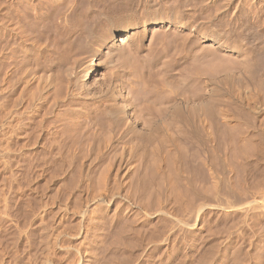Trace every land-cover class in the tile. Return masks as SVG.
Segmentation results:
<instances>
[{"label": "rangeland", "instance_id": "374dc122", "mask_svg": "<svg viewBox=\"0 0 264 264\" xmlns=\"http://www.w3.org/2000/svg\"><path fill=\"white\" fill-rule=\"evenodd\" d=\"M6 1H7V4H6ZM43 1H44L43 3L45 4V6L44 5H43L44 7L42 6L44 11L42 9L41 12L43 11L42 13H44L46 11L45 13L48 17L44 14V19L47 18V20L48 19L51 20V21L49 20L50 24H47L49 22H47V20L45 19L43 22H46V23H43V24H46L47 27L45 25H44V27L47 29L50 28L51 31L54 28L51 25H54V24H56L54 29H56V27H58L60 25L58 28H61V29L63 28V31H64L66 26H63V25H65L69 21L70 23H68L66 25H69V24L71 25V22L75 23L74 25H76V28L78 26L81 27V25H82L81 28L83 29L84 32L87 31V33L90 32L93 35V34H96L97 31H99L101 28L105 27L107 23H110V22L111 23L112 22L117 23L119 20H121L126 15L132 16V17L134 16L133 18L136 19L137 16L142 14L148 8H150V9H148L150 11L152 8L151 12L154 11L153 12L154 14H155V11L158 12L157 10H159V12H163V11L165 12L166 10L168 12L172 11V10H173V12H175L178 10L177 12H180V14H181V12H183L182 13L183 15L196 16L198 18V20L201 21L202 27H204L203 25L207 24L209 27L211 26V27H214L215 29L219 27L218 29L221 30L220 28L224 29V27L226 25L225 22H227V25L230 28H228L226 25L227 29H229V30H227V29L222 30L224 32L225 36L227 35L225 30H227V33H228L227 38L229 40L231 38H233V39L236 38L235 41H238L237 43L238 44L240 43V45L242 47H244L246 52L249 50L247 53V57L249 59L247 58L246 62H248L249 68L251 66V68H250L251 70L253 68L252 71H255V72L258 71V73H260L259 70H261V73H264V64H263L264 63L263 62L264 61V54H263L264 53V42H263L264 38H261V37H264V35H263L264 34V21H263L264 20V8L262 7V9L261 8L257 9L254 7L256 9L255 10L253 8V6H254L253 2H251L250 0H248V1L245 0V1H247L249 10L252 9V10H250V13L251 12L252 13L250 14L248 12L249 16L247 15L246 18L244 17L245 15L242 16L241 18H245V19H240L242 21H240V20L235 21V19L233 17L232 18L234 20L232 18L226 17L228 19L225 18V21H224V19L218 21L219 19L217 20L216 17L214 18V16H216L217 13H216V15H213V13L216 12L219 8L224 7L225 2L223 3L220 1H226V0H206L207 3H205L206 1L203 2L204 0H177V2H176V0H174V1L173 0H121V1L120 0H96V1H94V0H75V1L72 0V1H70L69 0L70 3L69 2L68 3H69V5L71 4L70 5L71 7L68 4H66L68 7L64 6L65 10L63 8L62 9L60 8V10H63V13H62V11H60V14H59V11L57 13L54 12L52 14L53 17H52V15L50 16L47 14L48 9H47L46 3L48 0H46V1L43 0ZM10 2H11V0L10 1L9 0H0V16H1L0 17L1 18L0 24H2L4 22L3 25H0V90H1L0 91V117H1L0 118V139H1L0 140V264H86V263L87 264H264V139H263V137H264V133H263L264 132V115L261 114L260 117L255 118L257 120H254V118L251 119L252 122H251V120L250 121L245 120V122L243 120H241L240 122H238L242 128V131L238 134L242 135V133L245 132L246 138H248V136H251V139L248 138V139L242 140V139H240L242 137L239 138V136H236V135L234 136L233 134H232L233 137L231 134H229L232 137V139L227 138L229 136L227 134L224 136H223V134H221V136L218 135L217 138L219 137L222 141H220V139L216 140L214 150L205 151L206 149L205 150H203V149L206 146L201 147L202 151L203 152L205 151V152L202 154V151L200 150L201 151L199 153V157L201 155V157H200L201 159H199L200 161L198 159H196V161L198 160V162L196 163L194 161L193 162L194 165L192 164L190 166L183 165V167H182L179 165L178 166L175 165L173 167L174 168L173 171H175L176 174H175V172L169 171V170H172L173 168L169 169L167 174L170 173L173 175V176L171 175V177H170L171 182H172L170 184L169 183L162 184L163 183L162 181H161V183H158L160 176L158 177L159 174L157 172H159V171L161 172L162 170H164L162 167L159 168L161 170H158V168H156V169L155 168H153V169L148 168V171H147V169H143L145 172L143 170L141 171V173L144 172V174L142 173V175H140L144 178V181H143V178H141L139 176L140 182L138 181V188L140 189L139 193H141V190L144 191V193L142 192L143 193V200L142 201H145L143 203H148L147 201H151V202L153 201L152 206L155 208L158 205V202L160 201L159 205L161 204V207L165 206L166 208H168L167 209L168 212H170V214L167 212L168 215H164L165 218L160 215V216H155V217L149 219L147 217V215H148L149 210L152 207V206H150L151 204H148L147 208H145L146 207V205H145L143 210H145V209L146 210L145 211L142 210L143 212L142 211L139 212L140 210L139 211L137 210L134 213L132 211L129 212L128 209L126 210V208L124 207L125 204H123L120 201L121 199L119 197H117V198L115 197L114 199L109 200V199H106L107 195H104V196H102L103 201H98V200L91 201L93 204L92 205L91 202L88 201L89 197L91 196L90 192H92V191H90L91 189H89V185H90L89 181L90 180L87 178V175L90 173L89 176L94 177L96 175V177H97L99 168L96 167V169H93V168H88L85 166V162H86L85 160H86V158L89 157L87 155V151L84 148L82 150L83 152L79 151L77 145H74L72 143L73 139H71V137L68 136V134L66 136L65 132H63L64 127H63V125L60 124L61 123L59 121L60 118L58 117V113H62V112H60L58 110H57L58 111L57 112L55 109H52V107L50 108L49 107L50 105H47V103H45L44 100L40 101V103H41L40 104L38 101H33L30 99L31 98L30 93L32 91V88L33 89L36 88L35 86H32V87L29 86L30 83H32L31 77H28V79H27V77H22V75L20 76L19 73L15 74L14 73L15 70H14V72H12L13 69H15V65L20 60L19 58H20L21 52H24V50L27 47H28L27 49H30V50L33 48L31 51H34L37 47H35V49H34V47H32V46H34V43L32 45V42L29 39H27V40H28V42L30 41L31 44H29L28 42L27 43L24 42L26 39L23 38L24 40H22L20 36L18 39L16 32L15 33L12 32V30L13 31L17 30L15 28L16 27L15 24L18 25V23L16 22L17 21L16 20L17 16L15 15L16 13H14L15 11L11 8L13 6V4L11 2V4H12L11 5ZM72 2H74V3H72ZM93 3L94 4L97 3V4L94 5ZM60 4H59V6H57V9L59 7H61ZM63 4L65 5V2ZM76 4H78V5H76ZM207 4L210 5L209 6L210 8L208 7ZM212 4L216 5V7L218 9L217 8L214 9L213 8L214 5L212 6ZM74 5H75V7H73ZM173 5L175 7H172ZM154 6L156 7L155 9H154ZM169 6L172 7V9H170ZM45 7L47 10H45ZM158 7H159V9H158ZM145 8H146V10H145ZM174 8H175V10H174ZM214 10H216V11H214ZM253 10H254V13H253ZM186 11H187V14H186ZM67 12H68V14H67ZM69 12H70V14H69ZM125 12H126V14H125ZM3 13L5 16L3 15ZM7 13H9V15ZM57 14H58V18H57ZM66 14L68 17L66 16ZM94 14H95V16H94ZM63 15H65V17ZM97 15H98V17H97ZM107 16H108V18H107ZM253 16H254V18H253ZM32 17H30V18H32ZM255 17H260V18H258L259 21L257 18L254 21ZM10 18H13V20L11 19L12 20L11 21ZM75 18H78V19L82 18L81 20H83V21H81V20L79 21L78 19L76 20ZM92 18H94V19H92ZM105 18H107L106 21H105ZM3 19H4V21H3ZM5 19H8V21H6ZM216 20L218 22H215ZM228 20H229V22H228ZM245 20H247L248 22ZM251 20H253L254 22ZM1 21H2V23H1ZM10 21L12 22V24L9 23ZM75 21H78V22H75ZM261 21H263V22H261ZM80 22H81V24L79 25ZM82 22H85V23H82ZM100 22H101V24H100ZM255 22H257V23H255ZM258 22L260 24L263 23L262 26ZM87 23H88V25H87ZM219 24H221V25H219ZM257 24H259V25H257ZM13 25L15 26L14 27L15 29H13ZM42 25H41V28L43 29L44 27H42ZM74 25L73 24L71 25L72 30L75 29V28H73V27H75ZM85 25L87 26V28ZM91 25L93 27H91ZM98 25H100L101 28H99ZM48 26H50V27L48 28ZM69 26L64 31L65 35L67 34V32L69 33L71 31V28ZM84 26H85V29L83 28ZM257 26H259L258 29H257ZM10 27L12 29H10ZM51 27H53V28H51ZM209 27H207V28H209ZM254 27H255V29H254ZM89 28H91V29H89ZM2 29H4V31H2ZM47 29H45L46 32H48L50 30L49 29L47 31ZM61 29L60 30L56 29V30L59 31V33H60ZM45 30H43V31H45ZM67 30H70V31H67ZM89 30H91V31H89ZM63 31H61V32L63 33ZM232 31H233V33H232ZM254 31H256V32H254ZM257 32H258V34H257ZM63 35H64V33H63ZM92 35H91V37H89V39H91V40L88 39L89 42L92 41V38H93ZM156 35L154 37L155 38L157 37V39H158L159 36L158 35L156 36ZM236 36H238V37H236ZM240 38H241V40H240ZM233 39H231V40H233ZM261 40H262V42H261ZM6 41H7V43H6ZM154 41H156V40L154 39ZM157 41H161V40H157ZM157 41H156V43L153 42V44H155V45H153V44L152 45L155 48L156 44L158 43L159 45L157 44L158 47H156L157 49H155V51L156 50H158V51L160 50V51L155 52L153 50L154 48L151 47L152 49H150V50L153 52H151V51L150 52L148 51V52L150 54L152 53L151 56L152 55H154V56H152V57L150 56V57L152 59L154 57V60H156V58L158 59L159 58L158 56L161 55L160 52H162L164 54L167 51L168 52L165 53V57L167 56L168 53H169V56L171 57L170 53L173 51V49H172L173 46H172V48H170L171 47L170 45H173V44L168 43L169 46L168 45L165 46L166 41L162 42V43H165L163 46V47H165L164 51L168 49L167 51L164 52V51H161L162 50L161 48H159V46L162 47L160 45L161 43L157 42ZM241 42H242V44H241ZM245 45H246V47H245ZM36 46H38V45H36ZM22 47H24L23 50L21 49ZM167 47H169V48H167ZM258 48H260V49H258ZM169 49H171L172 51L170 50L171 51L170 52ZM20 50H21V52H20ZM146 50H149V49L146 48ZM146 50H144L145 52L141 53V57H143L147 54ZM143 53H144V55H143ZM133 54L136 55L135 52ZM169 56H167V57L170 61L171 59ZM138 57L140 58V55ZM165 57H163L164 60L163 59L162 60L164 61V63H166V65L168 64L167 65L168 67L166 65H164V66H165V68H169L170 62H165ZM149 58H148V60H149ZM252 58H253V60H252ZM257 58H259V59H257ZM17 59H18V61H16ZM145 60H147V59H145ZM237 60L238 59H236V61ZM231 61H232V58H231ZM238 61L237 62L240 64V60H238ZM14 62L16 64H14ZM235 62L233 60L234 64H235ZM237 62H236V64H237ZM250 62H253V63H250ZM259 62L262 64H260ZM5 63H6V65H5ZM233 63H231V65H233ZM249 63H250V65H249ZM229 64L230 63L226 64L227 68L225 67V69L222 68L224 66L221 67L222 69L225 70V71L223 70L224 72H221L222 69L219 68L220 70L217 71L219 73L213 74L212 76L214 77V75H215V77H216V75H217V77H220V76L225 75L226 73L232 74L233 72H234L233 74L236 75L239 70L241 71L242 67H240L238 64L236 65V67L230 66V68L228 69ZM1 65H4V66H1ZM162 65H161V67H162ZM158 66H159V67H157L158 70H157V68L155 69V71H157V72H159V69L161 68L160 65H158ZM238 67H240V69ZM257 67L259 68V70H257L258 69ZM262 67H263V70H262ZM11 68H12V70H11ZM234 68H235V70H234ZM254 68H255V70H254ZM4 69H5V71H4ZM237 69H239V70H237ZM161 70H164V67H162ZM226 71H228V72H226ZM6 72H8V74L11 72L12 74H10V76H12V78L15 79V80H12V81H14L13 83H10L11 86L9 84L10 88L9 87L8 88H2L1 82H2V79L4 77L3 75ZM261 73H260V75L263 76V74H261ZM15 75H16V77H15ZM17 75H19V77ZM17 78H22V79H18L16 81ZM25 78L27 80H25ZM20 84H22V85H20ZM24 86H25V88H24ZM39 88H40V86H39ZM29 91H30V93H29ZM24 93H26L29 96V98H28V96H25L26 94H24ZM257 99L260 100L262 98H258V96H255L254 100L257 101ZM30 101H31V104H30ZM261 101H263V100H261ZM35 102L36 103L38 102L40 105L38 103L36 104ZM42 102L45 104H43ZM14 105L16 106V108ZM20 109L21 110L23 109V110L21 111ZM49 111L51 113H49ZM44 112H46V113H44ZM4 113H5V115H4ZM55 114H56V116H55ZM40 118H41V120H40ZM58 118H59V120H57ZM14 121H16V122H14ZM17 121H19V122H17ZM55 123H56V126H55ZM243 123H245V124H243ZM59 125H61L62 127ZM247 126H248V128H247ZM55 127H57V128H55ZM244 127H246L245 129H247V131L245 129H243ZM259 127L261 128V130L259 129ZM61 128H62V131H61ZM258 130L260 132H258V134H257ZM54 132H56V133H54ZM58 132H60V133H58ZM4 134H6V135H4ZM44 134H46V135L44 136ZM255 134H257V135H255ZM253 135H255V136H253ZM238 139H240V140L238 141ZM248 140H251V142ZM229 141H231V142H229ZM232 141H235V142H233L234 144L232 143ZM55 142L58 146L55 144ZM83 142H84V140L82 141V143ZM242 142L244 143L243 145L241 144ZM217 143H219V144H217ZM237 144L238 145L241 144L243 146V148H242V146L240 147V149H242V151L239 148H237V146H238ZM4 145H5V147H4ZM19 146H21V147H19ZM230 148H231V150H228ZM227 150L229 151V154H228ZM233 150H235V151H233ZM75 151H78L77 154H75L76 153ZM84 151H86V152H84ZM213 151L215 154L212 153ZM233 152H235V153H233ZM55 153L57 155H55ZM78 153L79 154L81 153L80 156ZM84 154H85V156H84ZM230 154L231 155L235 154V156H233V158H232V156ZM240 154H242V155H240ZM76 155H78V156H76ZM210 155L213 158L210 157ZM216 155H217V157H216ZM205 156H206V158H205ZM230 156H231V159H230ZM228 157H229V159H228ZM241 157H243V158H241ZM246 157H247V159H246ZM81 158H82V160H81ZM202 158L204 159V161ZM207 158H209L208 160H210V158L212 160V161L210 160V162H212V165L210 163L208 164L209 166L210 165L212 166L211 169L206 164V163H208ZM228 160L231 162L230 163L231 165L229 164L231 167L227 166ZM201 161H203V162H201ZM249 161H250V163H249ZM222 162H223V165H222ZM242 162H245V163H242ZM201 163H204V164H201ZM224 163H226V164H224ZM196 165L199 168V170L197 169ZM199 165L201 168L199 167ZM181 167H182V169H178ZM184 167H186L185 168L186 170L184 169ZM206 168H208V169H206ZM79 170H81V171H79ZM89 170H90V172H88ZM91 170H94V171H91ZM208 170L212 171L214 174H212V172H209ZM113 171L114 170L110 169V172H109L110 173L109 174L110 175V183L113 181V179H112L113 176L111 177V174H113ZM94 172H96L97 174L94 175ZM210 173L213 177L215 176V178L219 177L218 178L219 180L217 179V181L214 178L215 179V181H214L215 187L210 184L211 182L208 179L211 177V175H209ZM216 173H217V175H216ZM177 174H180V175L182 174L181 176H184L186 174L187 176H184V178H183L181 176H178ZM202 174H203V176H202ZM160 175H161V173H160ZM200 175L203 177V179ZM49 176H51V178ZM207 176H208V178H207ZM186 177H188V178H186ZM189 177L190 178L192 177V180ZM213 177H211L210 180H212ZM49 179H50V181H49ZM94 179H96V178L94 177ZM177 179H179V180H177ZM141 180H142V183H141ZM186 180H189V182L192 183L193 186H195L194 188L191 187V191H192V189L194 191L196 188L198 190L200 189L199 192L204 194V192L201 191L203 189V187L205 188L204 190H206V187H209V186H211V188L212 187L213 188H212L211 192L208 191L211 188L210 189L207 188L208 190L205 191V194H204L205 196H206L207 191L209 192L207 194L208 197L206 196L207 198L203 197L204 195L199 193L198 190L194 191V192H198V194L196 193L198 195L197 196L198 198L197 197H195V199L192 198L193 195L191 194L192 196L189 197V199L192 198V201H194L193 202L194 204L191 203L192 204V206H191V204H190L191 200H189V204L191 207H190V210L188 207H186V208H188V210L186 209V212L185 211L181 212L178 209L179 208L178 206H180V205L184 206V204H185V203H183L185 201L183 198L178 199V200L183 199V201L181 200V203H183V205L181 203L180 204L177 203L178 200L174 197V195L168 197L167 200H165L166 198H164L163 199L164 201L162 200L163 202H161V200L158 199V193H159L158 191H160L159 189H161L162 186H164L165 184H166L165 186H172L175 188V190H179V191L182 188H189V190H190L191 184H190V186H188L189 182ZM225 180H226V182H225ZM192 181H194V182H192ZM87 182H88V184H87ZM113 182H112L113 186L114 185L116 186V184ZM120 182H123V179ZM120 182L117 183V186ZM205 182L207 183V185ZM216 182H217V184H216ZM208 183H209V186H208ZM120 185L122 187L118 188V187H120ZM158 185H159V187H158ZM117 186H116V188L119 190H122V188H124L122 183H120L118 187ZM144 188H145V190H144ZM82 190H84V191H82ZM182 190H184V189H182ZM68 192H69V194H68ZM141 195L142 194H140V196ZM146 196H148V197H146ZM201 196L203 198H201ZM141 198H142V196H141ZM169 198H170V200H169ZM90 199H91V197H90ZM201 199H203V200H201ZM76 200H78V201H76ZM195 200H197L198 202ZM216 201H219V204H218V202L216 203ZM199 202H200V204H204L205 202H207L209 205H220V207H222L221 204L223 203L222 204L223 207L222 208L217 207L215 209L210 207V208H208V210L205 209L201 213L197 214V210H196L197 207H195V206H196V204H199ZM207 203H205V204H207ZM83 204H85V205H83ZM170 205H172V207ZM253 205H254V207H253ZM76 206L78 207L79 210L77 209ZM225 206H227L228 208L224 209ZM63 208H64V210H63ZM171 208H172V210H171ZM83 209H85L86 211ZM180 209H183V207L182 208L180 207ZM183 210H185V209H183ZM239 210H241V211L243 210V211L241 212ZM73 211H74V213H73ZM217 212H219V213H217ZM143 213H144V215H143ZM149 213H151V211ZM172 214H173V216H172ZM145 218H146V221H145ZM134 220H136V221L134 222ZM171 221H173V222L171 223ZM172 224L174 225V227ZM148 225H149V227H148ZM150 225H152V226H150ZM168 226H170V228ZM199 226H201L200 229H198ZM137 229L140 230V232L138 231L139 233L136 232ZM150 231H152V233L154 235ZM157 231L160 232V234ZM147 232L150 233L151 235L148 234ZM136 233H138V236ZM258 233H259V235H258ZM53 234H55V235H53ZM156 234H158L157 236L160 239L156 238L157 237ZM146 236L148 238H150V240ZM149 236H155L153 238H156L159 241H156V239H152V237H149ZM146 238L150 242H151V240H153V241L155 240V241L148 243ZM135 239L138 241H135ZM125 242L127 244H124ZM120 243L122 245H120ZM136 258H137V260H136Z\"/></svg>", "mask_w": 264, "mask_h": 264}, {"label": "bare ground", "instance_id": "6f19581e", "mask_svg": "<svg viewBox=\"0 0 264 264\" xmlns=\"http://www.w3.org/2000/svg\"><path fill=\"white\" fill-rule=\"evenodd\" d=\"M70 1H72V0H70ZM73 1H75V0H73ZM94 1H96V0H94ZM205 1L206 0H204L203 2H205ZM247 1H245V0L220 1V2H223V3L225 2V3H224V7L222 6L223 8H219V9L216 7V5L212 4V6L214 5L213 6L214 9L215 8L218 9V10L216 9L217 11L214 10L216 12H214L213 15H216V13H217V15L214 16V18L216 17L217 20L219 19L218 21L223 20V19L225 21L226 17H228V18L233 17L235 19V21L240 20V19H245L246 16L248 15V12L250 13V10H252V9L249 10ZM250 1L253 2V4H254L253 8L254 7L257 9L258 8L262 9V7L264 8V0H250ZM11 2L13 4V6L11 8L15 11L14 13H16L15 14L17 16L16 22L18 23V25L15 24L16 27L13 25V29L16 28L17 30H15V31L12 30V32L13 33L16 32L18 39H19V36L21 37L22 40H24L23 38H25L26 40L24 42H26V43L28 42L27 39H29L32 42V45L34 43V46L31 45L32 47H34V49H35V47H37L34 51H31L33 48L30 50V49H27L28 47L26 48L24 46L26 49L24 50V52H21V50H20L22 55L20 54V58H19L20 60L19 61H18V59L16 60V61H18L17 64L14 62V64H16V65H15V69H13L12 72H14V70H15V72H14L15 74L19 73L20 76L22 75V77H27V79H28V77H31L32 83H30L29 86H31V87L35 86L36 88H34V89L32 88L31 93L29 91L30 97H31L30 99L33 101H38L39 103H40V101L44 100L45 103H47V105H50L49 106L50 108L52 107V109H55L56 111L58 110V111L62 112V113H58V117L60 118V120H59V118L57 120H59L61 122L60 123L58 121L64 127L63 132H65L66 136L68 134V136H70L71 139H73L72 143L74 145H77L79 151H82L83 148L86 149L87 155L89 157L88 158H86L87 156L85 157L86 158L85 166L88 168H93V169H96V167L99 168L98 174L96 172H94V175L97 174V177H96V175L94 176L96 179H94V177L89 176L90 173L88 174L85 171L88 174L87 178L90 180L89 181L90 182L89 189H91L90 191H92V192L89 191L91 193V196H90L91 199L89 197L88 201H90V202L95 201V200L103 201L102 196H104V195H107L106 199H109V200H112L115 197L116 198L119 197L121 199L120 201L123 204H125L124 207L126 208V210L128 209L129 212L132 211L133 213L136 212L137 210L138 211L140 210L139 212H141L144 209L145 205H146L145 208H147L148 204H151L150 206H152V204H153V201L152 202L147 201L148 203H143V202H145V201H142L144 191L141 190V193H139L140 189L138 188V181L140 180L139 179L140 177L143 178L142 176H140V175H142V173L144 174V172H145L143 169H147V171H148V168H152V169L158 168V170H161L159 168L162 167L164 170H162L161 172L159 171L161 173V175L159 172H157L159 174L158 177L160 176L158 183H161V181H162L163 182L162 184H164V183L170 184V183H172L171 178H170L172 174L168 173L170 176L167 174L169 169L173 168L175 165H177V166L179 165V166L183 167V165H185V166L186 165L187 166L192 165L194 161L197 163L198 160L201 159L200 158L201 155L199 157V153L202 151L201 147L206 146L203 149V150L206 149L205 151L214 150L216 140L220 139L219 137L217 138L218 135L221 136V134H223V136H224L226 134L227 135L233 134L234 136L235 135L239 136V138L242 137V138H240L242 140H245L248 138L251 139V136H248V138H246L245 132L242 133V135L238 134L242 131V128L238 122H240L241 120H243L244 122H245V120L250 121L253 118H254V120H257L255 118L260 117L261 114L264 115V73H261V70H259L258 67H257L258 68L257 70H259L260 73L263 74V76H261L257 70H256L257 72L252 71L253 68L251 70L250 69L251 66L249 68L248 62H246L247 58H248L247 53L249 50L246 52L244 47H242L240 45V43L238 44L237 43L238 41H235L236 38L235 39L231 38L234 41L231 39L229 40L227 38L228 37L227 36L228 35L227 30H229V29H227V27L230 28L227 25V22H225L227 27L224 24L226 27V28L224 27V29H227V30H225V32L227 34L225 36L224 32L222 31L224 29H222V28H220L221 30L218 29L219 27L215 29L214 27H211V26L209 27L207 24L203 25L204 27L206 26L205 28L202 27L201 21L198 20V18L196 16L183 15L182 14L183 12H181V14H180V12H177L178 10L175 12H173V10L169 11V12L167 10H166L167 12L166 11L165 12L164 11L159 12V10H157L158 12L155 11V14H154L153 13L154 11L151 12L152 8L150 11V10H148L150 8H148L146 6L148 9L146 10V8H145L146 11H144V12L142 11L143 12V13L141 12L142 14L139 13L140 15L137 16L138 18L136 17V19H135V18H133L134 16L132 17V16L126 15L121 20H119L117 23H113V22L107 23L108 25L106 24V26L103 28H101L100 25H98L99 28H101V29L99 31H97L96 34H93V35L90 32H88V33H87V31L84 32L83 29L81 28L82 25H81V27L78 26L76 28V25H74L75 23L71 22V25L73 24L75 26V27H73L75 29L72 30V28H71L72 26L70 24H69L70 26L66 25V24L70 23L69 21L65 25H63L64 23L62 24L63 26H66V28L68 26L71 28V31L67 30L70 32L69 33L67 32V34L65 35L64 31L66 28L64 27L65 29L63 31V28L62 29L58 28L60 25L59 26L57 25L58 27H56V29H58V30L61 29V31H63V33H64V35H63V33L61 31L59 33V31L54 29L56 24L51 25L54 27V28L51 27V28H53L52 31L49 28L50 26H48V28L50 30L44 27V25L47 27L46 24H43V23H46L43 21L45 19L47 20V18L44 19V14L46 15V13H45L46 11L44 13H42L44 11L42 6L43 5L45 6V4L43 3L44 2L43 0H11ZM11 2H10V4H11ZM64 2H65V5L63 4ZM68 2H69V0H48L46 3L48 10L46 9V7H45V10H47V14L50 16L54 12L57 13L58 11H59V14H60V11H62V13H63V10H60V8L61 9L63 8L65 10V7L67 6L66 4L69 5V3H70V2L69 3ZM176 2H177V0H176ZM72 3H74V2H72ZM205 3H207V1ZM6 4H7V1H6ZM59 4L61 5V7H59L58 8L59 10H58L57 6H59ZM96 4H94V5H96ZM76 5H78V4H76ZM174 5L172 7H175ZM209 6L210 5H208V7ZM73 7H75V5ZM172 7H170V9H172ZM155 8L156 7L154 6V9ZM42 9H43V11L41 12ZM158 9H159V7H158ZM174 10H175V8H174ZM253 13H254V10H253ZM7 14L9 15V13H7ZM67 14H68V12H67ZM67 14H66V16H67ZM69 14H70V12H69ZM125 14H126V12H125ZM186 14H187V11H186ZM3 15H4V13H3ZM63 16L65 17V15H63ZM94 16H95V14H94ZM242 16H244L245 18H241ZM30 17H32V18H30ZM52 17H53V15H52ZM97 17H98V15H97ZM57 18H58V14H57ZM107 18H108V16H107ZM107 18H105V21ZM228 18H226V19H228ZM253 18H254V16H253ZM256 18L258 19L260 17H255L254 21L256 20ZM11 19L13 20V18H10V20ZM75 19L77 20L78 18H75ZM81 19H78V20L80 21ZM92 19H94V18H92ZM5 20L8 21V19H5ZM49 20L50 19L47 20V22H49L47 24H50L51 20L50 21ZM217 20L215 22H218ZM3 21H4V19H3ZM11 21L9 23L12 24ZM81 21H83V20H81ZM240 21H242V20H240ZM245 21H247V20H245ZM251 21H253V20H251ZM258 21H259V19H258ZM263 21H261V22H263ZM75 22H78V21H75ZM228 22H229V20H228ZM1 23H2V21H1ZM3 23L0 25H3ZM82 23H85V22H82ZM255 23H257V22H255ZM80 24H81V22L79 23V25ZM100 24H101V22H100ZM259 24H257V25H259ZM262 24L263 23H261L260 25L262 26ZM41 25H42V27H44L43 29L41 28ZM87 25H88V23H87ZM92 25H91V27H93ZM219 25H221V24H219ZM85 26L83 27L84 29H85ZM207 27H209V28H207ZM255 27H254V29H255ZM258 27L259 26H257V29H258ZM86 28H87V26H86ZM10 29H12V28L10 27ZM45 29H47V31L48 30L49 31L46 32ZM89 29H91V28H89ZM43 30H45V31H43ZM2 31H4V29H2ZM89 31H91V30H89ZM254 32H256V31H254ZM155 33L157 35L160 33L158 35L159 36L158 39H157V37L156 38L154 37L156 35ZM232 33H233V31H232ZM257 34H258V32H257ZM91 35L93 38H92V41L89 42L88 39H89V37H91ZM236 37H238V36H236ZM261 38H264V37H261ZM154 39L156 41L161 40V41H157V42L161 43L160 45L162 47L159 46V48L162 49L161 51H164L165 47H163V46L165 43H166L165 46L166 45L169 46L168 43L173 44V45H170L171 46L170 48H172V46H173V48H172L173 51L171 49H169V51L170 50L172 51V52L170 51L171 52L170 54H171V57L172 56L173 57L171 58L169 56V53L167 54V56H169L171 59L170 61H169L167 56H166L167 58L165 57V53L168 52L167 48H169V47L166 48L167 50H165V51H167V52L164 51L165 52L164 54L162 52H160L161 55L158 56L159 57L158 59L156 58V60H154V57H153V59L151 58L154 55L151 56L152 53L150 54L149 52L151 51L150 49L154 48L153 45H155V44H153V42L156 43V41H154ZM89 40H91V39H89ZM240 40H241V38H240ZM30 41L28 42L29 44H31ZM162 42H165V43H162ZM261 42H262V40H261ZM6 43H7V41H6ZM157 44H156L155 48L153 49L154 51H155V49H157L156 47H158V45H159V44L158 45ZM241 44H242V42H241ZM36 45H38V46H36ZM24 47H22L21 49L23 50ZM245 47H246V45H245ZM146 48L149 50H146ZM260 48H258V49H260ZM144 50L147 51L146 52L147 54L145 53L146 55L143 56L144 55V53H143V55H142L143 57H141V53L145 52ZM156 51H158V50H156ZM132 52L133 53L135 52L136 55H134ZM151 52H153V51H151ZM139 55H140V58L138 57ZM148 56L149 57L151 56V57L149 58ZM163 57H165V62H170L169 68H165L164 65H166V63H164ZM148 58H149V60H148ZM231 58H232V61H231ZM145 59H147V60H145ZM236 59L240 60L241 65L238 63L239 62L238 60H237L238 62L236 61ZM257 59H259V58H257ZM233 60H234V62L236 61L240 67H242L241 71L239 70L240 67H238L239 69H237L240 71V72L238 71L239 74L237 73L235 75V74H233L234 72L233 73L231 72L232 74L226 73L227 74L226 75L224 73L225 75L220 76V77H217V75H216V77H215V75H214V77L212 76L213 74L219 73L217 71H219L220 69H222V68L225 69V67L227 68L226 64H228V63H230L228 65V69L230 68V66L236 67L237 64H236V62L234 64ZM252 60H253V58H252ZM231 63H233V65H231ZM250 63H253V62H250ZM250 63H249V65H250ZM260 64H262V63H260ZM5 65H6V63H5ZM158 65H160V67L162 65V67H164V70H161L162 69V67H161L159 69V72L155 71V69L157 67H159ZM1 66H4V65H1ZM222 66H224V67H222ZM255 68H254V70H255ZM224 69H222L221 72H224L225 71ZM11 70H12V68H11ZM157 70H158V68H157ZM234 70H235V68H234ZM262 70H263V67H262ZM4 71H5V69H4ZM228 71H226V72H228ZM10 74H12V73L10 72L8 74V72H6L3 75L4 77H3L2 82H1L2 88H8L9 84L14 82L12 80H15V79H13L12 76H10ZM19 75H17V76L19 77ZM15 77H16V75H15ZM18 79H22V78H17L16 81ZM27 79L25 78V80H27ZM20 85H22V84H20ZM10 86H11V84H10ZM39 86H40V88H39ZM24 88H25V86H24ZM24 94H26V93H24ZM25 96H28V95L26 94ZM255 96H258V98H262V99H260V100L257 99V101H255L254 100ZM28 98H29V96H28ZM261 100H263V101H261ZM45 103H43V104H45ZM30 104H31V101H30ZM15 108H16V106H15ZM44 113H46V112H44ZM49 113H51V112L49 111ZM4 115H5V113H4ZM55 116H56V114H55ZM40 120H41V118H40ZM14 122H16V121H14ZM17 122H19V121H17ZM251 122H252V120H251ZM243 124H245V123H243ZM61 125H59V126H61ZM55 126H56V123H55ZM55 128H57V127H55ZM245 128L246 127H244L243 129H245ZM247 128H248V126H247ZM259 129L261 130L260 127H259ZM245 130L247 131V129H245ZM61 131H62V128H61ZM258 132H260V131L258 130L257 134H258ZM54 133H56V132H54ZM58 133H60V132H58ZM257 134H255V135H257ZM4 135H6V134H4ZM45 135L46 134H44V136ZM233 135H232V137H233ZM255 135H253V136H255ZM229 136L227 138L232 139V137L231 136L229 137ZM240 139H238V141ZM263 139H264V137H263ZM83 140H84V142L82 143ZM220 141H222V140L220 139ZM248 141L251 142V140H248ZM229 142H231V141H229ZM233 142H235V141H232V143ZM55 144H56V142H55ZM217 144H219V143H217ZM241 144L243 145L244 143L242 142ZM241 144L240 145L237 144L239 146V147L237 146V148L240 149V147L242 146ZM4 147H5V145H4ZM19 147H21V146H19ZM242 148H243V146H242ZM228 150H231V148ZM240 150L242 151V149H240ZM86 151H84V152H86ZM233 151H235V150H233ZM75 152H76L75 154H77L78 151H75ZM204 152L202 151V154ZM212 153H214V151ZM233 153H235V152H233ZM80 154H79V156H80ZM228 154H229V151H228ZM55 155H57V154L55 153ZM240 155H242V154H240ZM76 156H78V155H76ZM84 156H85V154H84ZM231 156L233 158V156H235V154L234 155L232 154ZM231 156H230V159H231ZM210 157H212V156L210 155ZM216 157H217V155H216ZM205 158H206V156H205ZM241 158H243V157H241ZM196 159H198V160L196 161ZM208 159L209 158H207V160ZM228 159H229V157H228ZM246 159H247V157H246ZM81 160H82V158H81ZM210 160H211V158H210ZM210 160L207 161L208 163L205 162L207 164V166H209L208 165L209 163L212 165V162H210ZM203 161H204V159H203ZM203 161H201V162H203ZM230 163L231 162L228 160L227 166H230L231 165ZM242 163H245V162H242ZM249 163H250V161H249ZM201 164H204V163H201ZM224 164H226V163H224ZM211 165L209 166L210 169L212 168ZM222 165H223V162H222ZM182 167L178 168V169H182ZM196 167H197V165H196ZM199 167H200V165H199ZM185 168L186 167H184V169ZM110 169L114 170L113 174H111V177L113 176L112 179L114 182L113 181L112 182L115 183L116 186H117V183L123 179L124 183L120 182L123 184V187H124V188H122V190L117 189L115 185L113 186L112 182L110 183V175H109ZM197 169L199 170L198 167H197ZM206 169H208V168H206ZM142 170L144 172L141 173ZM173 170H174V168L172 170H169V171L175 172ZM79 171H81V170H79ZM91 171H94V170H91ZM88 172H90V170ZM209 172H212V171H209ZM175 174H176V172H175ZM212 174H214V173L212 172ZM177 175L181 176L180 174H177ZM209 175H211V173ZM216 175H217V173H216ZM184 176H187V175L185 174ZM184 176H181V177L184 178ZM202 176H203V174H202ZM49 177L51 178V176H49ZM211 177H213V176L211 175ZM211 177L208 178V176H207V178L211 182L210 184L212 186H214L215 179L217 181V179L219 177L215 178V176H214L212 178V180H210ZM186 178H188V177H186ZM190 179L192 180V177ZM202 179H203V177H202ZM177 180H179V179H177ZM189 180H186V181L189 182ZM49 181H50V179H49ZM143 181H144V178H143ZM192 182H194V181H192ZM225 182H226V180H225ZM141 183H142V180H141ZM87 184H88V182H87ZM119 184H118V186H119ZM190 184H191V186H190ZM216 184H217V182H216ZM159 185H158V187H159ZM165 185L162 186L161 189H159L160 191H158L159 192L158 193V199L161 200V202H163L164 198H166L165 200H167V198L172 196V195H174V197L177 200L180 198H183L186 202L185 201L183 202V203H185L184 206H181V205L178 206L179 207L178 209L181 212L182 211L186 212V209L188 210V208L190 210V207L192 206L191 203L194 202V201H192V198L195 199V197L198 196L197 194H198L200 189L198 190L195 188L194 191L198 190V192H194L193 189L191 191V187L194 188L195 186H193L192 183H190V182L188 183V186H190V190H189V188H182L184 190L181 189L179 191V190H175V188L172 186H165ZM206 185H207V183H206ZM208 186H209V183H208ZM121 187L122 186L120 185V187H118V188H121ZM207 188L210 189L211 186L206 187V190H208ZM212 188L208 191L211 192ZM204 189L205 188L203 187V189L201 191L204 192V194H205L206 190H204ZM144 190H145V188H144ZM82 191H84V190H82ZM208 191L206 193V196L209 193ZM199 193H201V192H199ZM68 194H69V192H68ZM140 194H142L141 195L142 198H141ZM191 194L193 195V197L191 199H189V197L192 196ZM201 194H203V193H201ZM202 196H201V198L206 197L205 195L203 197ZM146 197H148V196H146ZM183 199H181V200L183 201ZM169 200H170V198H169ZM181 200H178L177 203L180 204ZM189 200H191L190 201L191 206L189 204ZM201 200H203V199H201ZM76 201H78V200H76ZM195 201H197V200H195ZM159 202H158V205H159ZM217 202L219 204V201H216V203ZM183 203H181V204L183 205ZM205 203H207V202H205ZM205 203L200 204V202H199L200 205L195 203L196 204L195 207H197L196 208L197 214L201 213L205 209L208 210V208H210V207H212L214 209L217 207H220V205H209L208 203L207 204H205ZM91 204H92V202H91ZM222 204H221V206L223 207ZM83 205H85V204H83ZM158 205L155 208L152 206L151 209L149 210V212L151 211V213L148 212V215H147V217L149 219L153 218L155 216L161 215L164 217V215H168V213L170 214V212H168V210H167L168 208H166L165 206H163L164 208L161 207V204L159 206ZM170 206L172 207V205H170ZM180 207L181 208L183 207V209H185V210L180 209ZM186 207H188V208H186ZM222 207H220V208H222ZM253 207H254V205H253ZM225 208L227 209L228 207L225 206L224 209ZM77 209H78V207H77ZM63 210H64V208H63ZM83 210H85V209H83ZM145 210H143V211H145ZM171 210H172V208H171ZM239 211H241V210H239ZM73 213H74V211H73ZM217 213H219V212H217ZM143 215H144V213H143ZM172 216H173V214H172ZM135 221L136 220H134V222ZM145 221H146V218H145ZM172 222L173 221H171V223ZM150 226H152V225H150ZM148 227H149V225H148ZM168 227L170 228V226H168ZM173 227H174V225H173ZM200 228H201V226H199L198 229H200ZM138 231L140 232V230L137 229L136 232H138ZM150 232L152 233V231H150ZM138 233H136L137 236H138ZM158 233L160 234V232H158ZM148 234H150V233H148ZM53 235H55V234H53ZM157 235L158 234H156V236ZM258 235H259V233H258ZM149 237H152V239H156V238L160 239L158 236L156 238H153L155 236H149ZM147 238H146L147 241H148V239L150 240V238H148V239ZM135 241H138V240L135 239ZM152 241L153 240H151V242ZM156 241H159V240L156 239ZM149 242L150 241H148V243ZM124 244H127V243L125 242ZM120 245H122V244L120 243ZM136 260H137V258H136Z\"/></svg>", "mask_w": 264, "mask_h": 264}]
</instances>
